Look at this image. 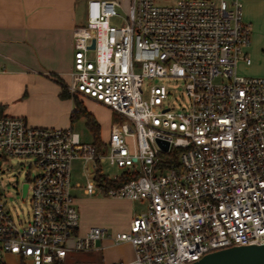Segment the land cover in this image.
Returning <instances> with one entry per match:
<instances>
[{"label": "built area", "instance_id": "2783aa9c", "mask_svg": "<svg viewBox=\"0 0 264 264\" xmlns=\"http://www.w3.org/2000/svg\"><path fill=\"white\" fill-rule=\"evenodd\" d=\"M120 10L118 0H88L86 21L74 29L70 91L123 115L101 149L72 126L0 115L2 155L34 156L39 169L29 182L27 223L15 221L0 185V264L8 252L33 264H186L218 248L264 242V76L240 70L252 61L244 0H131ZM168 79L189 94L179 109ZM79 157L90 175L86 193L147 200L129 229L81 231L72 179ZM105 160L124 171L105 172ZM99 172L115 180L138 175L108 186ZM107 237L131 242L135 258H75Z\"/></svg>", "mask_w": 264, "mask_h": 264}, {"label": "crops", "instance_id": "0c3cea01", "mask_svg": "<svg viewBox=\"0 0 264 264\" xmlns=\"http://www.w3.org/2000/svg\"><path fill=\"white\" fill-rule=\"evenodd\" d=\"M118 1L128 6L131 0ZM161 1L165 2H158L167 4L179 0ZM87 3L88 0H0V115H22L33 125L73 127L76 104L73 96L63 95L62 81L70 79L75 56L74 29L86 21ZM244 14L253 25L247 47L252 61H241L240 70L264 76V0H244ZM82 99L85 105H104L87 96ZM110 112L112 116L113 110ZM94 114L102 128L104 119ZM107 138L102 136L104 141ZM86 200L82 212L76 195L82 232L93 225L106 226L110 231L127 230L132 219L148 205L147 200L107 195ZM98 245L97 249L82 252L79 260L110 263L135 258L131 242L114 244L107 237ZM6 256L21 257L12 252ZM22 259L25 264H33Z\"/></svg>", "mask_w": 264, "mask_h": 264}, {"label": "rangeland", "instance_id": "374dc122", "mask_svg": "<svg viewBox=\"0 0 264 264\" xmlns=\"http://www.w3.org/2000/svg\"><path fill=\"white\" fill-rule=\"evenodd\" d=\"M160 2H165L161 0H157ZM167 4H173L172 2H167ZM124 10H120V12L125 13L130 9V4L123 6ZM121 18H115L114 23H121ZM161 79L155 78L152 82L160 81ZM170 93V103L174 104L176 108H181L182 105L186 104L189 100V94L180 80L177 79H168L166 80ZM68 87V82H67ZM69 89V87H68ZM78 97L83 100L84 96L80 94H76ZM87 107L104 119V124L101 128V135L104 137H108L109 125L115 121H121L123 119V115L114 111V114L111 116V112L109 107L104 105H99L97 103L87 102ZM73 123L74 130L81 133V136L84 140L92 141L94 140L93 132L90 126L87 123L85 116L78 117ZM70 124V123H69ZM109 149V148H107ZM2 159V170L0 171V185L4 191V199L7 203V208L10 210L13 215L15 221L22 225V223H27L30 221L31 213H32V201H31V193L29 192L27 196L23 195V186L25 182H33L35 175L39 171L35 164V157L28 155H8L3 154L0 156ZM87 162L84 158H75L73 161V172L72 179L74 188V193L78 196L79 206L83 212V207L87 202L86 198L90 196H104L102 192L88 194L84 192V187L86 186L90 175H88L87 170ZM102 168L105 172L110 174H118L124 171L123 167H119L117 165H112L109 160H105L102 162ZM76 184H81L82 186H75ZM111 196V195H107ZM113 197V196H112ZM91 216V211L89 212ZM82 253L75 254V258L80 259ZM7 264H25V261L19 257L15 256H6Z\"/></svg>", "mask_w": 264, "mask_h": 264}, {"label": "water", "instance_id": "95a60500", "mask_svg": "<svg viewBox=\"0 0 264 264\" xmlns=\"http://www.w3.org/2000/svg\"><path fill=\"white\" fill-rule=\"evenodd\" d=\"M95 43H93V46ZM168 147V142L164 144ZM2 155V152H0ZM1 162V159H0ZM91 166V163H90ZM29 182L23 186V195L29 190ZM186 264H264V242L234 244L207 252L201 258Z\"/></svg>", "mask_w": 264, "mask_h": 264}, {"label": "trees", "instance_id": "16d2710c", "mask_svg": "<svg viewBox=\"0 0 264 264\" xmlns=\"http://www.w3.org/2000/svg\"><path fill=\"white\" fill-rule=\"evenodd\" d=\"M63 82V95L73 96L76 107L72 114V119L75 121L80 116H85L88 125L90 126L93 135H94V143L96 146L101 149L104 145V140L101 136V123L98 120V118L95 116V114L88 110L87 106L84 104V101L81 100L78 95L75 93H72L70 89L67 87V82ZM137 173H130V172H124L119 180L111 179L109 176H107L104 173H97L96 178L98 180H105L107 182L106 185L108 186H114L118 183H124L126 181H129L132 178L137 177Z\"/></svg>", "mask_w": 264, "mask_h": 264}]
</instances>
